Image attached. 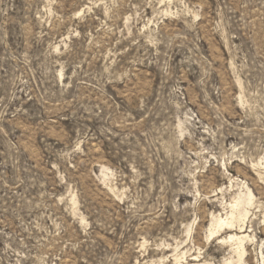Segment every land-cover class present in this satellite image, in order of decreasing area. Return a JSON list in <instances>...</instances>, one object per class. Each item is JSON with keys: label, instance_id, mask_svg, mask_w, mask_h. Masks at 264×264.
Returning a JSON list of instances; mask_svg holds the SVG:
<instances>
[{"label": "rangeland", "instance_id": "obj_1", "mask_svg": "<svg viewBox=\"0 0 264 264\" xmlns=\"http://www.w3.org/2000/svg\"><path fill=\"white\" fill-rule=\"evenodd\" d=\"M0 264H264V0H0Z\"/></svg>", "mask_w": 264, "mask_h": 264}, {"label": "bare ground", "instance_id": "obj_2", "mask_svg": "<svg viewBox=\"0 0 264 264\" xmlns=\"http://www.w3.org/2000/svg\"><path fill=\"white\" fill-rule=\"evenodd\" d=\"M221 223V222H220ZM231 239H234V237H231Z\"/></svg>", "mask_w": 264, "mask_h": 264}]
</instances>
